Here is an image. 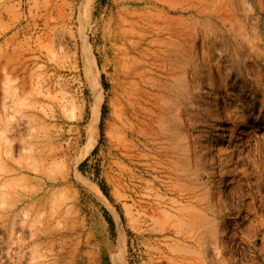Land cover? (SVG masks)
Returning <instances> with one entry per match:
<instances>
[{
    "label": "rangeland",
    "instance_id": "rangeland-1",
    "mask_svg": "<svg viewBox=\"0 0 264 264\" xmlns=\"http://www.w3.org/2000/svg\"><path fill=\"white\" fill-rule=\"evenodd\" d=\"M116 262L264 264V0H0V264Z\"/></svg>",
    "mask_w": 264,
    "mask_h": 264
},
{
    "label": "bare ground",
    "instance_id": "bare-ground-1",
    "mask_svg": "<svg viewBox=\"0 0 264 264\" xmlns=\"http://www.w3.org/2000/svg\"><path fill=\"white\" fill-rule=\"evenodd\" d=\"M206 103L208 104V107L211 110L212 104H210V102H206ZM239 107L245 113H250V111H251V108H249L248 106H246L245 103H241ZM99 119H100V116H99L98 112H94L93 117L91 119V123H92L93 127H98ZM228 129H229L228 127H226L225 125H223L222 123H220V125H218L216 131L217 132H220V131H224V130H228ZM116 264H120V263L119 262H116Z\"/></svg>",
    "mask_w": 264,
    "mask_h": 264
}]
</instances>
